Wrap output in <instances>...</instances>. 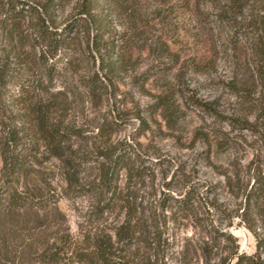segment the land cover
I'll list each match as a JSON object with an SVG mask.
<instances>
[{"label":"rangeland","instance_id":"obj_1","mask_svg":"<svg viewBox=\"0 0 264 264\" xmlns=\"http://www.w3.org/2000/svg\"><path fill=\"white\" fill-rule=\"evenodd\" d=\"M83 1H91L93 14L106 17V28L115 40L139 31L146 49L140 55L134 52L129 64H118L110 74L99 69L100 55L93 47L88 58L80 60L79 73L53 81V90H62L81 84V74L89 77L97 71L100 84L107 87V95L99 102L75 87L68 122L76 135L70 143L82 152L102 146L100 134L109 124L111 140L130 145L144 168L142 177L134 181L123 172L120 185L124 190L130 188L144 207L156 203L162 191L179 196L193 190L200 198L199 216H209L229 231L240 253L252 254L256 240L242 221L243 191L252 186L256 168L264 171V141L250 129L232 125L228 118L242 123L257 115L241 95L264 101L261 87H253L258 82L247 41L240 27L233 29L251 21L259 5H240L234 0H55L54 16L60 29L74 17L79 19L76 6ZM77 26L71 27L72 34L83 40L85 32ZM97 28L87 18L86 29L95 34ZM163 40L172 55L161 56L159 50L150 49ZM160 95L167 96V111L157 109ZM89 164H84L80 192L68 189L56 159L34 165L29 181L43 180L51 191L44 189L48 201L42 203L44 207L9 214L2 221L4 243L12 256L7 264H40L26 255L29 246L40 248L43 242L68 232L81 238L90 226L109 230L123 217L114 210L93 223L98 195L91 189L96 170ZM168 226L167 263L183 264L182 251L191 244L187 261L204 264L197 262L193 251L201 227L181 217ZM255 227L264 230L261 219H256Z\"/></svg>","mask_w":264,"mask_h":264},{"label":"trees","instance_id":"obj_2","mask_svg":"<svg viewBox=\"0 0 264 264\" xmlns=\"http://www.w3.org/2000/svg\"><path fill=\"white\" fill-rule=\"evenodd\" d=\"M54 1L0 0V226L9 214L42 208V203L48 202L44 189L50 192V184L43 180H40L41 184L29 181L34 165L56 159L68 189L80 192L83 188L81 175L88 162L96 170V179L91 184V189L98 195L93 223L114 210L121 212L123 217L117 218L109 230L96 226L93 230L94 226H90L84 233L80 232L81 238L68 232L52 242H43L40 248L29 246L26 255L35 262L168 264L171 246L168 223L181 217L201 227L202 234L193 245L197 262L264 264V230L260 232L255 227L258 218L264 224V171L261 167L253 174L252 186L243 191L242 221L256 240V250L246 254L239 252L237 240L229 231L215 225L209 216H199L196 205L200 198L193 190L179 196L162 191L150 207H144L130 188L124 190L120 185L123 172L134 181L142 177L144 168L140 156L133 153L130 145L111 140L109 124H105L106 129L100 134L104 139L102 146L88 152L73 147L70 142L76 130L68 119L73 103L71 95L77 92L75 87L83 89L81 93L94 102L107 95V87L100 84L97 71L89 77L81 74L78 78L81 84L62 90H53V81L70 73H79L80 60L88 58L93 47L100 55L99 69L110 74L115 72L118 64H129L134 52L140 55L146 48L139 31L123 36L120 41L115 40L106 28V17L93 14L91 1L79 2L76 6L79 19L74 17L70 24L60 29L54 16ZM234 1L240 5H259L251 21L233 25V29L240 27L254 59L258 84L253 87L259 85L264 91V0ZM87 18L97 25L99 32L92 34L86 29ZM73 25L85 32V41L72 34ZM101 49L104 50L102 53ZM150 49L159 50L161 56L172 55L164 40L151 45ZM232 88L240 95L241 90L236 84ZM166 97H158L157 109L168 110ZM241 97L257 115L253 121L246 119L242 123L232 116L228 118L229 122L250 129L264 141L263 99ZM127 147L130 150H126ZM189 246L182 251L183 264H190L187 261L191 254ZM8 249L0 227V264L11 261Z\"/></svg>","mask_w":264,"mask_h":264}]
</instances>
